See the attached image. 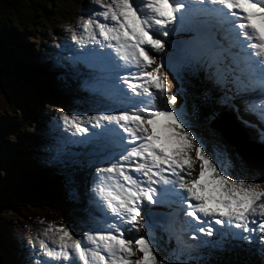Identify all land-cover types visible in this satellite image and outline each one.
Listing matches in <instances>:
<instances>
[{"label":"snow or ice","instance_id":"1","mask_svg":"<svg viewBox=\"0 0 264 264\" xmlns=\"http://www.w3.org/2000/svg\"><path fill=\"white\" fill-rule=\"evenodd\" d=\"M93 3L103 10L77 22L79 36L71 30L82 51L67 59L74 68L91 69L77 75L104 106L90 116L55 108L53 128L87 150L79 154L86 160H70L66 144L58 142L50 159L65 168L87 164L89 191L103 202L111 223L83 231L61 225L54 246L41 239L39 251L29 239L28 264H170L180 256L187 258L181 264H205L199 259L204 248L219 253L215 264H232L224 253L245 246L264 256V187L233 173L220 138L186 119L181 89L169 96L162 71L167 68L178 85L182 74L203 80L197 121L202 110L211 121L217 109L227 108L238 118L252 117L242 123L264 143V0ZM177 33L190 35L172 39ZM88 42L93 47L83 48ZM165 200L176 205L184 236L171 251L155 242L159 214L151 210Z\"/></svg>","mask_w":264,"mask_h":264},{"label":"rangeland","instance_id":"2","mask_svg":"<svg viewBox=\"0 0 264 264\" xmlns=\"http://www.w3.org/2000/svg\"><path fill=\"white\" fill-rule=\"evenodd\" d=\"M60 1L59 3L53 2L47 8L46 15L37 17L32 26H26L22 30L20 38L25 43L24 46L29 48L30 54L29 57L23 55L22 51H19V54L23 55L25 62L42 64L47 83L55 88L61 84L66 85L72 96H66L60 102L39 85L15 84L7 79H0V121L3 122V125L0 126L3 130L0 137V197L3 193L7 195L6 192H8L6 197L7 200H10L9 203L6 201L0 204V264H28L32 247L28 244L29 239L36 243L37 251L40 250L39 241L41 239L52 247L54 246L52 242L57 238L55 230L61 225L69 227L70 231H83L95 225L103 226L106 223H111L104 211L98 208L90 210L95 200L89 197L90 194L88 196L92 185L90 183L91 172L87 164L80 163L72 168H65L54 164L50 159L53 145L58 142L66 144L67 158L70 160H86L79 154L87 150L83 145L67 141L70 133H65L62 137L53 128L50 122L56 115L55 108L61 107L69 115L76 113L90 116L94 109L104 106L97 103V97L93 93L81 86V77L77 75V71L89 72L91 69L79 63L74 68L67 59L82 51L81 46L70 39L71 30L76 29L79 36L82 28L77 27V22H82V19L88 18L92 12L103 9L94 5L93 0ZM101 22H103L102 18ZM257 26L261 27V23L259 22ZM88 44L93 47L91 42ZM88 44H84L83 48H86ZM159 58L157 59L159 60ZM162 71L166 80L169 79L172 82L171 87L167 88L168 95L171 96L177 87L180 88V84H177V80L173 79L172 73H168L167 69L163 68ZM182 78L181 81L186 80L192 85H196L197 79H200L195 75L188 74H182ZM10 82L13 85H10ZM84 90L87 92H83ZM193 100V98H184L186 119L190 122L194 121L198 131L211 136L215 130L205 125L203 110L199 121H197L194 115L196 106H194ZM224 109L230 113L232 118L237 117L232 110ZM27 110L37 111V116L42 118L37 122L31 120ZM86 126L91 129L90 124H86ZM243 127L247 128L244 125ZM158 131L161 136L164 135L162 130L158 129ZM223 141L221 140L223 147L234 162L231 169L233 173L242 178L250 176L251 183L264 187V171L247 166L239 153L232 151L227 142ZM15 154H20V157L16 159ZM13 155L15 158L12 161L9 157L12 158ZM189 155L193 160L196 159L194 151ZM25 158H28L32 164H42L39 178L41 189L38 191L24 188V185H21L19 181L15 182L27 174L28 169L23 164ZM198 165L197 161L194 165L193 175L198 174ZM79 170L83 172V177L79 181H75L71 177L72 180L69 183L67 177L71 176L70 173ZM43 194L71 203L76 202L81 208L87 210L89 224L78 222L76 218L68 215L62 207L58 206L56 202L48 200L49 197ZM169 218L168 222H166L167 219H157L154 228L156 244L160 249L167 251L177 247V237L184 239L181 225L176 223L179 221L178 217V221L173 219L172 215ZM140 234H143V229ZM133 235L136 236L135 233ZM124 238L128 239L129 237ZM131 246L135 251L134 239ZM244 249L247 251L246 253H250L246 257L248 263H244V261L239 263L234 259V256H230L232 264H264V256H261L257 250L247 246ZM253 253L257 255L254 256ZM225 254L228 255V253ZM140 255L142 254L136 251V257ZM218 256L219 253L214 249L199 250V259L205 264H215ZM186 259V257L180 256L178 259L171 260L170 264H181V261H186Z\"/></svg>","mask_w":264,"mask_h":264},{"label":"trees","instance_id":"3","mask_svg":"<svg viewBox=\"0 0 264 264\" xmlns=\"http://www.w3.org/2000/svg\"><path fill=\"white\" fill-rule=\"evenodd\" d=\"M59 3L60 0H0V79H7L8 81H12L15 84L21 83L28 85H39L41 88L50 92V94L58 101L61 102L62 99L66 96H72L69 89L66 85L61 84L60 86L51 87L49 83L46 81V76L43 73V66L39 63L25 62L23 60V55L29 57V48L25 47V43L22 42L20 38L22 30L26 26H32L37 17H43L48 12L47 8L51 6L52 3ZM19 51L23 52V55L19 54ZM183 79V78H182ZM181 79V80H182ZM10 82V85L13 83ZM205 87L202 79H197L196 85L191 84L190 82L183 80L180 82L181 94L184 98H193L194 106L202 105V99L200 96L201 90ZM17 88V86H15ZM18 89V88H17ZM19 90V89H18ZM20 91V90H19ZM21 92V91H20ZM196 96V97H194ZM198 96V98H197ZM85 105H87L85 103ZM224 108H220L219 110H223ZM226 110V109H224ZM30 119L37 122L39 119L37 116V111H29L27 110ZM232 113V111H231ZM217 115V112H216ZM215 115V117H216ZM210 121H204L206 125H208ZM192 123H195L192 121ZM196 124V123H195ZM3 125V122L0 121V126ZM0 128V137L2 136V132ZM249 136V135H248ZM12 155V153H10ZM16 155V154H15ZM15 155L9 157L13 161ZM20 157V154L16 155V159ZM24 166L28 169L27 174H25L21 179H17L21 185H24V188L34 189L38 191L41 189V183L39 182V178L42 172V164H32L29 162L28 158H25ZM71 177L75 181H79L83 177L82 171H74L71 172ZM17 185V184H16ZM18 187V186H16ZM21 187V186H20ZM26 190V189H25ZM28 192V190H26ZM6 194L3 193L0 197V204L2 202L9 203L10 200H7L8 192ZM44 196H48V200L54 201L58 204V206L62 207V209L70 216L76 218L78 222L84 224H89V214L86 209L81 208L76 202H69L62 200L60 198H54L49 196L48 194H43ZM76 203V204H75ZM76 205V206H75ZM209 249V248H208ZM206 250V249H205ZM247 251L244 249H234L231 253L225 254L229 259L230 256H234L235 260L246 262V257L250 253H246ZM253 255H257L253 253ZM256 261L258 259L256 258Z\"/></svg>","mask_w":264,"mask_h":264},{"label":"water","instance_id":"4","mask_svg":"<svg viewBox=\"0 0 264 264\" xmlns=\"http://www.w3.org/2000/svg\"><path fill=\"white\" fill-rule=\"evenodd\" d=\"M216 112V117L205 125L212 127L214 133L220 140L227 142L232 151H237L247 166L264 171V146L249 137L229 112L219 109Z\"/></svg>","mask_w":264,"mask_h":264},{"label":"bare ground","instance_id":"5","mask_svg":"<svg viewBox=\"0 0 264 264\" xmlns=\"http://www.w3.org/2000/svg\"><path fill=\"white\" fill-rule=\"evenodd\" d=\"M256 24H259V22H257ZM188 35H190V33H177V34H175L174 35V38H177L178 40H180V39H185V38H187V36ZM89 43V42H88ZM88 43H86V44H88ZM41 45V44H40ZM86 48H91V46H89V44H88V46L86 47ZM48 56V55H47ZM85 69V68H84ZM121 75H124L125 73H120ZM171 84H172V82L168 79V80H166V86H167V88H168V86H170L171 87ZM83 92H87V91H83ZM83 97V96H82ZM94 97V96H93ZM235 113V112H234ZM236 114V113H235ZM236 116H237V114H236ZM238 120H237V119ZM235 118V116H234V121L238 124V126L241 128H243L244 129V131L249 135V137H251L252 139H254V140H256V142H259L261 145H263L264 146V143H262L261 141H260V139H259V137H258V134H257V131L256 130H254L253 128H250V127H247V128H244L243 127V125L245 126V124L244 123H242V120H244V119H253L252 117H247V116H243V115H241L239 118H238V116ZM241 122V123H240ZM256 134V135H255ZM44 135V134H43ZM52 142V141H51ZM40 164V163H39ZM88 170V169H87ZM260 170V169H259ZM76 172V171H75ZM198 172V171H197ZM130 174H132V173H130ZM82 183V182H81ZM89 194H90V196H89ZM88 196L89 197H91L92 198V200H95V203H94V205L92 204V208L90 209V210H93L94 208H98V209H100V210H102V211H104L105 212V209H104V207H103V202L102 201H99L97 198H95V197H93V195H92V193L89 191L88 192ZM85 201V200H84ZM81 202V201H80ZM92 203V202H91ZM98 203V204H97ZM76 206V205H75ZM88 207V206H87ZM159 215H157V218H159V219H161V218H166V216L167 215H164V214H162V211L163 210H167V214H169L170 213V215H172L173 216V218H175V219H177V217L174 215V212H173V210L176 208V205H174V204H172V205H170V204H166V205H163V206H161V205H154L153 207H152ZM173 209V210H172ZM171 211V212H170ZM103 215V214H102ZM106 218V217H105ZM170 219V218H169ZM178 219H179V221H180V218L178 217ZM41 220V219H40ZM176 222V221H175ZM176 223H179V225H180V222H176Z\"/></svg>","mask_w":264,"mask_h":264}]
</instances>
